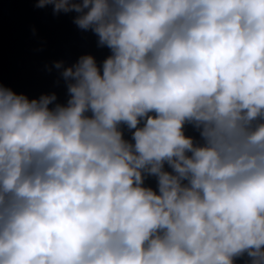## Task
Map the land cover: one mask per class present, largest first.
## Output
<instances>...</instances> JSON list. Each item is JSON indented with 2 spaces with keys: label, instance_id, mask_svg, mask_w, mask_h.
I'll return each instance as SVG.
<instances>
[{
  "label": "clouds",
  "instance_id": "clouds-1",
  "mask_svg": "<svg viewBox=\"0 0 264 264\" xmlns=\"http://www.w3.org/2000/svg\"><path fill=\"white\" fill-rule=\"evenodd\" d=\"M35 3L110 55L0 84V264H264V0Z\"/></svg>",
  "mask_w": 264,
  "mask_h": 264
}]
</instances>
